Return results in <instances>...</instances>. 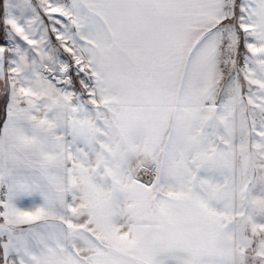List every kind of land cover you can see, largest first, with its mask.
Returning <instances> with one entry per match:
<instances>
[{
  "label": "snow or ice",
  "instance_id": "snow-or-ice-1",
  "mask_svg": "<svg viewBox=\"0 0 264 264\" xmlns=\"http://www.w3.org/2000/svg\"><path fill=\"white\" fill-rule=\"evenodd\" d=\"M0 264H264V0H0Z\"/></svg>",
  "mask_w": 264,
  "mask_h": 264
}]
</instances>
